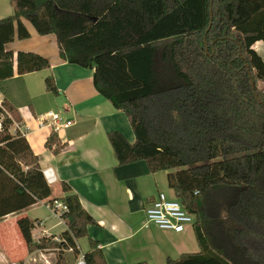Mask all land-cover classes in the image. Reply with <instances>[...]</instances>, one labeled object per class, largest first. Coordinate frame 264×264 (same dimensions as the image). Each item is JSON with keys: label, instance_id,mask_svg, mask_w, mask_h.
<instances>
[{"label": "trees", "instance_id": "trees-1", "mask_svg": "<svg viewBox=\"0 0 264 264\" xmlns=\"http://www.w3.org/2000/svg\"><path fill=\"white\" fill-rule=\"evenodd\" d=\"M0 19V80L13 76L5 45L30 34H53L61 60L92 70L96 91L122 111L134 134L109 144L119 165L144 161L166 172L167 185L188 213L199 252L166 264H264V0H13ZM16 74L49 68L46 58L15 54ZM45 89L56 93L51 76ZM17 110L0 103V219L38 202L58 201L66 230L35 241L37 220H17L28 253L52 250V264L80 256L76 242L93 219L67 185L52 197L38 157L14 129ZM45 146L64 144L51 132ZM53 198V199H52ZM51 199V200H48ZM85 264H106L89 241ZM145 264V263H139Z\"/></svg>", "mask_w": 264, "mask_h": 264}, {"label": "crops", "instance_id": "crops-1", "mask_svg": "<svg viewBox=\"0 0 264 264\" xmlns=\"http://www.w3.org/2000/svg\"><path fill=\"white\" fill-rule=\"evenodd\" d=\"M13 13V0H0V19ZM22 23L30 37L5 45L13 53L14 74L0 80V103L7 100L17 110L21 122L13 128L24 135L41 170L52 169L56 177L52 197L67 195L62 190L67 185L93 219L86 237L76 242L80 256L90 250L89 241L98 245L106 264H166L167 258L198 253L192 228L173 233L143 223V209L157 193H174L167 185L166 172L150 173L144 161L118 164L108 133L119 131L131 144L134 134L125 114L94 88L93 71L61 60L53 34L40 36L28 22L22 19ZM253 48L264 59V44L256 42ZM19 51L46 58L49 68L17 75L15 54ZM48 76L56 93L45 89ZM48 112L57 113L62 123H71L55 133L64 144L57 155L45 146L52 129L38 125V118ZM45 201L0 219V264H44L43 258L55 255L52 250L28 253L16 224L23 217L37 220L31 232L35 241L65 231L64 222L48 211ZM64 254L70 264L75 263L72 252Z\"/></svg>", "mask_w": 264, "mask_h": 264}, {"label": "built area", "instance_id": "built-area-1", "mask_svg": "<svg viewBox=\"0 0 264 264\" xmlns=\"http://www.w3.org/2000/svg\"><path fill=\"white\" fill-rule=\"evenodd\" d=\"M38 125H48L52 132L56 133L61 128H66L71 125L69 121L61 122V118L57 113L48 112L38 118ZM43 176L49 186L56 183V177L51 168H46L43 171ZM48 211L52 215L57 216L60 220V215L66 208L58 201L45 204ZM62 221V220H61ZM143 223L152 225L161 231L182 233L188 228H192L194 216L187 212L185 207L175 195L168 196L165 193L159 192L156 197L151 200L147 207L143 209ZM71 252V250H69ZM44 264H49L48 260L43 258ZM17 264V263H10ZM74 264H85L81 256H78Z\"/></svg>", "mask_w": 264, "mask_h": 264}, {"label": "rangeland", "instance_id": "rangeland-1", "mask_svg": "<svg viewBox=\"0 0 264 264\" xmlns=\"http://www.w3.org/2000/svg\"><path fill=\"white\" fill-rule=\"evenodd\" d=\"M261 57V56H260ZM262 58V57H261ZM263 59V58H262ZM264 60V59H263ZM258 87L260 88V89H262V90H264V83H259L258 84ZM52 189H53V195H54V193H56L55 192V187H52ZM169 194L171 195V192H169ZM43 212V210L42 209H40L39 210V213H42ZM54 254L56 253V252H53ZM67 259V258H66ZM68 259H70L69 258V256H68ZM54 260H55V255L54 256H52L51 258L49 257L48 258V262H49V264H52L53 262H54Z\"/></svg>", "mask_w": 264, "mask_h": 264}]
</instances>
